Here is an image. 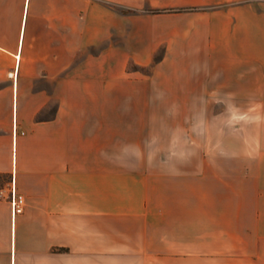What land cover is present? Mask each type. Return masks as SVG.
Segmentation results:
<instances>
[{
    "label": "crops",
    "instance_id": "0c3cea01",
    "mask_svg": "<svg viewBox=\"0 0 264 264\" xmlns=\"http://www.w3.org/2000/svg\"><path fill=\"white\" fill-rule=\"evenodd\" d=\"M131 63L251 143L203 224L149 230L146 170L117 164L116 95L146 93ZM0 264H264V0H0Z\"/></svg>",
    "mask_w": 264,
    "mask_h": 264
},
{
    "label": "rangeland",
    "instance_id": "374dc122",
    "mask_svg": "<svg viewBox=\"0 0 264 264\" xmlns=\"http://www.w3.org/2000/svg\"><path fill=\"white\" fill-rule=\"evenodd\" d=\"M127 69L148 77L145 94L131 87L116 95V148L131 154L117 164L146 170L147 228L179 220L192 208L203 224L204 198L234 195L235 179L227 176L242 165L251 143L237 140L236 126L191 125L188 111L175 107L171 79H151V65ZM138 206L133 200L131 207Z\"/></svg>",
    "mask_w": 264,
    "mask_h": 264
},
{
    "label": "built area",
    "instance_id": "2783aa9c",
    "mask_svg": "<svg viewBox=\"0 0 264 264\" xmlns=\"http://www.w3.org/2000/svg\"><path fill=\"white\" fill-rule=\"evenodd\" d=\"M15 72L16 70L10 72L9 74L13 75V73L15 74ZM14 132L16 134V125L14 127ZM10 203H11V209H12V217L14 219L17 214L23 211L24 203H25L24 196L15 189V186H12V189H11Z\"/></svg>",
    "mask_w": 264,
    "mask_h": 264
},
{
    "label": "trees",
    "instance_id": "16d2710c",
    "mask_svg": "<svg viewBox=\"0 0 264 264\" xmlns=\"http://www.w3.org/2000/svg\"><path fill=\"white\" fill-rule=\"evenodd\" d=\"M151 11L153 12H158L160 11L159 9H151ZM52 111V110H51ZM47 113L45 112H39L36 116L37 120H43V119H46L47 118Z\"/></svg>",
    "mask_w": 264,
    "mask_h": 264
}]
</instances>
